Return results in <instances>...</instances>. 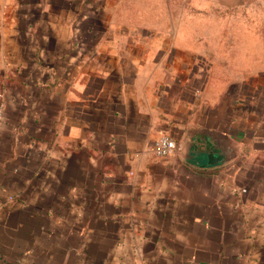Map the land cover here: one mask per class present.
Here are the masks:
<instances>
[{"label":"crops","instance_id":"1","mask_svg":"<svg viewBox=\"0 0 264 264\" xmlns=\"http://www.w3.org/2000/svg\"><path fill=\"white\" fill-rule=\"evenodd\" d=\"M143 9L0 0V264H264V84Z\"/></svg>","mask_w":264,"mask_h":264},{"label":"rangeland","instance_id":"2","mask_svg":"<svg viewBox=\"0 0 264 264\" xmlns=\"http://www.w3.org/2000/svg\"><path fill=\"white\" fill-rule=\"evenodd\" d=\"M147 17L208 51L234 82L264 84V0H141Z\"/></svg>","mask_w":264,"mask_h":264},{"label":"built area","instance_id":"3","mask_svg":"<svg viewBox=\"0 0 264 264\" xmlns=\"http://www.w3.org/2000/svg\"><path fill=\"white\" fill-rule=\"evenodd\" d=\"M4 110L0 106V124L4 120ZM178 149L177 141L170 135H162L155 144L156 153L159 156H169Z\"/></svg>","mask_w":264,"mask_h":264},{"label":"water","instance_id":"4","mask_svg":"<svg viewBox=\"0 0 264 264\" xmlns=\"http://www.w3.org/2000/svg\"><path fill=\"white\" fill-rule=\"evenodd\" d=\"M194 139H197L198 143H204L206 145L205 147L207 150L210 148V145H208L209 139H207L206 136L204 137V141H202V142L200 141L199 136L194 137ZM193 146H197V144H195V145L193 144ZM198 151L200 152V153H198V157H201L203 155V150L201 149V147L198 148Z\"/></svg>","mask_w":264,"mask_h":264}]
</instances>
